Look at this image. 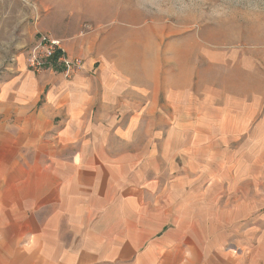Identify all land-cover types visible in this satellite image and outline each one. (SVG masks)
<instances>
[{
	"label": "rangeland",
	"instance_id": "374dc122",
	"mask_svg": "<svg viewBox=\"0 0 264 264\" xmlns=\"http://www.w3.org/2000/svg\"><path fill=\"white\" fill-rule=\"evenodd\" d=\"M41 35L81 67L33 71L28 59ZM38 77L50 92L37 107L60 99L53 84L87 88L91 109L69 124L63 103L48 127L51 143L72 163L87 160L72 158L79 150L100 151L103 164L118 168L109 173L115 187L140 184L141 205L126 212L155 213L156 237L197 239L194 216L209 208L223 230L206 260L221 261L225 250L264 264V0H0V84ZM111 95L124 108L110 107ZM55 145L30 152V161L53 159Z\"/></svg>",
	"mask_w": 264,
	"mask_h": 264
},
{
	"label": "crops",
	"instance_id": "0c3cea01",
	"mask_svg": "<svg viewBox=\"0 0 264 264\" xmlns=\"http://www.w3.org/2000/svg\"><path fill=\"white\" fill-rule=\"evenodd\" d=\"M16 73L12 76H19ZM41 78L14 87L0 84V264H199L200 253L205 258L201 264H247L239 262L245 252L235 257L225 250L221 261L206 260L219 239L216 230H223L219 214H205L209 208L200 212L204 218L194 216V229H201L198 238L175 244L169 231L156 237L159 226L151 222L157 219L155 213L126 212L127 204L141 205V198L136 200L134 193L139 192L140 184L115 187L119 179L109 173L118 168L103 164L100 151L91 150L90 156L79 150L72 158L89 159L78 163L62 157L61 144L55 145L56 138L51 143L48 127L62 112L63 103L66 122L77 124L91 109L90 100H86L88 90L76 85L77 81L53 84L50 88L60 99L49 96L50 103L37 107L40 93L47 89L48 96L50 92ZM71 96L74 101L69 100ZM113 97L110 107L124 108L125 100L114 101ZM106 102L100 101V105L108 108ZM78 136L75 133L73 137L83 139ZM68 137L73 138L71 134ZM54 145L60 149L54 150L53 159L39 161L35 157L30 161V152L38 155ZM95 156L101 162H92L90 158ZM137 219L139 229L133 233L131 221ZM257 254L264 258L262 245Z\"/></svg>",
	"mask_w": 264,
	"mask_h": 264
},
{
	"label": "built area",
	"instance_id": "2783aa9c",
	"mask_svg": "<svg viewBox=\"0 0 264 264\" xmlns=\"http://www.w3.org/2000/svg\"><path fill=\"white\" fill-rule=\"evenodd\" d=\"M59 50L62 53L55 56ZM28 60V65L33 71H41L49 65L53 66L56 64L64 67V72L67 75L81 67L78 60L64 55V50L57 39L48 35H41L38 42L31 49Z\"/></svg>",
	"mask_w": 264,
	"mask_h": 264
},
{
	"label": "trees",
	"instance_id": "16d2710c",
	"mask_svg": "<svg viewBox=\"0 0 264 264\" xmlns=\"http://www.w3.org/2000/svg\"><path fill=\"white\" fill-rule=\"evenodd\" d=\"M58 54H59V52H56L55 56H57ZM56 69H58V68H56Z\"/></svg>",
	"mask_w": 264,
	"mask_h": 264
}]
</instances>
